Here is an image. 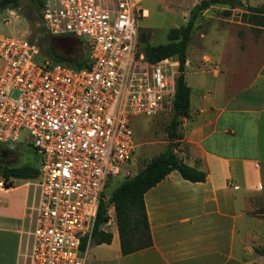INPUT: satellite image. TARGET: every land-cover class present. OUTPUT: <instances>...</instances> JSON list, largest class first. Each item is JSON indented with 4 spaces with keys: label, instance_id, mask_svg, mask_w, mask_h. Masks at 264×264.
I'll use <instances>...</instances> for the list:
<instances>
[{
    "label": "built area",
    "instance_id": "2783aa9c",
    "mask_svg": "<svg viewBox=\"0 0 264 264\" xmlns=\"http://www.w3.org/2000/svg\"><path fill=\"white\" fill-rule=\"evenodd\" d=\"M41 1L47 34L82 39L90 65L38 63L36 42L0 34V145L23 138L38 158L27 264H86L107 182L130 174V118L171 110L178 62L139 49L142 0Z\"/></svg>",
    "mask_w": 264,
    "mask_h": 264
},
{
    "label": "crops",
    "instance_id": "0c3cea01",
    "mask_svg": "<svg viewBox=\"0 0 264 264\" xmlns=\"http://www.w3.org/2000/svg\"><path fill=\"white\" fill-rule=\"evenodd\" d=\"M253 58L233 74L208 55L224 73L214 71L218 85L190 100L176 151L205 181L189 182L171 171L144 194L148 248L122 256L115 223L104 226L115 228V242L112 235L110 244L94 246L111 249L115 264H264L254 251L264 246V56L257 64ZM192 63L186 59L185 68ZM35 185L36 179L14 180L0 189V264H27Z\"/></svg>",
    "mask_w": 264,
    "mask_h": 264
},
{
    "label": "rangeland",
    "instance_id": "374dc122",
    "mask_svg": "<svg viewBox=\"0 0 264 264\" xmlns=\"http://www.w3.org/2000/svg\"><path fill=\"white\" fill-rule=\"evenodd\" d=\"M200 1L142 0L141 7L145 9V14L138 20L139 46L145 43L150 45L166 43L168 31L185 25L189 11ZM261 1L240 0V5L232 8L229 5H215L198 15L186 50V59L194 58L196 62L195 65L192 63L185 68V82L191 88V102L202 93L201 88L212 89L218 85L217 79L212 76L214 71L224 73L217 67L216 62L207 61L208 55L226 65L230 69V73L233 74L239 72L248 56L249 59L254 57L253 64H257L264 56V27L255 29L252 24L247 23L246 17H244L247 6H259L264 3V0ZM0 19H4L6 22L3 23L0 20V34L36 42L40 54L34 60L38 63L48 59L43 54V50L50 41L64 48L65 52L69 54L79 47L73 37L56 38L47 34L40 21V8L34 0H22L16 7L0 10ZM201 65L202 70L206 72L203 75L198 73V68ZM1 67L2 61L0 60V70ZM171 116L172 111L169 110L154 117L130 118L134 150L132 160L127 167L130 173L127 177L134 176L153 157L165 151L169 143L166 132ZM176 132L179 133V127ZM176 142L174 139L173 143L178 144L179 147L180 143ZM0 147H2L0 148L1 167H17L24 164L37 166V158L29 142L23 141V138L11 150L3 148L2 145ZM0 177H2L1 170ZM123 179L122 175H118L108 180L103 194L104 199L108 198L110 192ZM15 183L19 184L20 182L15 181ZM111 212L112 208H109L107 215ZM105 229L109 233L112 231L111 234L115 242V228L105 227ZM262 249L264 250V246ZM112 257L111 249H95L94 244H90L88 264H115Z\"/></svg>",
    "mask_w": 264,
    "mask_h": 264
},
{
    "label": "trees",
    "instance_id": "16d2710c",
    "mask_svg": "<svg viewBox=\"0 0 264 264\" xmlns=\"http://www.w3.org/2000/svg\"><path fill=\"white\" fill-rule=\"evenodd\" d=\"M22 0H0V10L13 8ZM41 9L42 1L34 0ZM229 5L230 8L240 5L238 0H201L189 11L185 25L172 28L166 35V43L150 45L143 44L139 49L149 62H157L166 58H175L178 62L177 76L174 80V95L172 101V116L167 127L168 146L164 152L153 157L134 176L124 177L121 183L110 192L107 199L101 200L97 210L92 243L94 245L110 244L112 234L104 229L108 220V209L112 208L114 223L119 238L120 254L129 255L151 246V236L147 221L144 194L155 184L165 178L171 171H176L182 179L189 182L205 181V174L184 164L176 155V148L180 142L181 134L176 132L181 118H186L190 107V89L185 83L186 50L191 38V32L198 15L215 5ZM228 13V12H227ZM246 21L255 29L264 27V3L246 7ZM79 47L72 54L52 43L43 50V54L53 62L67 63L81 69L89 67L88 45L82 39L75 38ZM30 42H34L29 40ZM2 148V147H0ZM176 150V151H175ZM37 158V157H36ZM38 165V158L36 160ZM2 177L0 180L8 181L6 188L11 187L14 180H33L38 176V167L28 164L17 167L0 166ZM107 187V185H106ZM106 189V188H105ZM254 251L264 256V251L254 248Z\"/></svg>",
    "mask_w": 264,
    "mask_h": 264
}]
</instances>
